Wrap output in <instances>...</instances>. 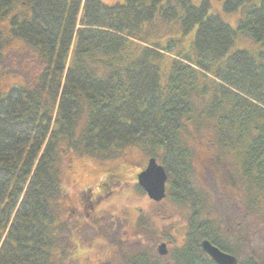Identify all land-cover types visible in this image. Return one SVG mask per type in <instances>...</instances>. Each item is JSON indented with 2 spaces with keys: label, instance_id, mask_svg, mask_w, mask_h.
<instances>
[{
  "label": "trees",
  "instance_id": "16d2710c",
  "mask_svg": "<svg viewBox=\"0 0 264 264\" xmlns=\"http://www.w3.org/2000/svg\"><path fill=\"white\" fill-rule=\"evenodd\" d=\"M220 1L256 51L231 49L236 32L209 0H0V61L19 41L39 63L35 80L0 92V264H63L65 168L131 147L190 206L179 264H215L203 239L233 254L252 244L243 225L203 218L211 204L190 181L191 142L210 131L216 162H234L239 204L264 222V0Z\"/></svg>",
  "mask_w": 264,
  "mask_h": 264
},
{
  "label": "rangeland",
  "instance_id": "374dc122",
  "mask_svg": "<svg viewBox=\"0 0 264 264\" xmlns=\"http://www.w3.org/2000/svg\"><path fill=\"white\" fill-rule=\"evenodd\" d=\"M103 3L108 5H114L118 3H124L125 0H101ZM194 4L198 5L200 0H192ZM211 3L210 10L212 13L218 14L225 22L233 27L236 32L235 43L231 47L232 50L236 49H246L249 51H253L260 47L259 44L254 42L252 39L238 34L237 25L241 18V12L235 11L233 13L223 12L222 3L220 0H209ZM164 24H161L162 26ZM7 27L4 23H0V31L5 30ZM176 28V25H175ZM166 33V32H165ZM180 33H176L173 36L178 37ZM241 35V36H240ZM240 36V37H239ZM239 37V38H238ZM186 44V42H185ZM182 46H184L182 44ZM186 47V46H185ZM188 47V46H187ZM186 47V48H187ZM22 42L13 41L7 43L3 46L2 50V59L0 61V92L6 91L10 87L15 84H23L25 81L35 80V73L37 71V67L39 66L38 60H32L33 56L29 53ZM210 137L211 132L203 130L201 135H195L191 142L192 153H191V161L193 164V170L191 174V182L195 189L199 191H204L207 196V201L211 204L210 210L207 213H204L202 216L206 219H213L215 224L218 225L221 229H228L229 224H239V226L243 225L245 230L248 231L249 234H245V240L251 242V245L244 246L238 252H234L235 256H237L241 262H243L246 258L247 252L251 247L255 248V251L264 252V222L261 219H258L256 216H253L251 213L247 211V209H243L239 204L241 198H243V191L240 186L234 187L230 184L228 178V171L231 173L235 169L234 162H224L217 163L215 158V150H213L210 146ZM72 158L76 163H81L80 161H85L86 165L90 169L96 168L94 165V161H99L101 159L86 157L83 155H74ZM126 158L131 162H140L147 160V157L140 152L136 148H127L123 152H120L117 156L106 159L103 168L111 167L121 159ZM71 159V158H70ZM70 159L66 160V164L69 163ZM104 161V160H101ZM231 161V160H230ZM65 168V189L67 191V198H63L59 208V220L61 221L59 224H62L63 230L62 237L65 241H67V237H71V232L67 227L71 224L73 226L75 220L72 222L65 219V207L66 205H73L77 197L76 190L71 187L69 184V180L66 179L67 173ZM135 169V166H132V170ZM82 182L80 185H88L90 183V178L88 176L82 177ZM133 178H127L124 185L121 186V189L117 190L112 194L113 200L110 203L114 204H127L137 206L138 209H142V212L138 213L137 219L139 221H143L147 223V225L154 226L155 224H162L165 232H170L171 227L179 226L174 234H180V236H184L186 232V225L191 216V209L189 204L184 202H179L176 200V195H179L175 192L169 191L167 196L161 200L158 204H161L162 207H159V211L156 208L151 207L155 201H152L147 197L144 190L140 186H136L133 184ZM119 193H125L124 195L118 196ZM119 198V199H117ZM116 199V200H115ZM201 220V219H200ZM93 220L88 219L87 222L82 221L77 225V231H75L76 236L74 237V242L79 243L82 248L90 247L98 251V246H92L90 243L94 241L95 237H97L96 230L91 228L95 224L92 222ZM61 226V225H60ZM62 228V227H61ZM212 233V230L210 231ZM68 234V235H67ZM172 238H174L171 235ZM232 239L228 242V247L231 249L233 247L231 245ZM136 240H131V245L136 244ZM139 245V244H138ZM235 248H233L234 250ZM174 249L170 250L169 259L170 264H176L173 259ZM72 257L69 255L68 260L63 264H77V261L71 260ZM55 264H62L57 263Z\"/></svg>",
  "mask_w": 264,
  "mask_h": 264
},
{
  "label": "flooded vegetation",
  "instance_id": "af4514ba",
  "mask_svg": "<svg viewBox=\"0 0 264 264\" xmlns=\"http://www.w3.org/2000/svg\"><path fill=\"white\" fill-rule=\"evenodd\" d=\"M92 161L95 162L96 168L94 169H90L85 161H80L81 163L71 161L72 164L67 165L66 179L76 190L77 200L72 206L66 205L65 207V219L72 224L75 220L73 226L70 224L67 227L71 232V237H67V252L66 255H62L66 259L65 261L71 255V260L77 261V264H170V250L179 248L185 240V235L174 234L179 226L171 227L170 234V232H165L161 223L151 227V225L139 221L137 217L142 209H138L137 206L123 204L124 202L120 205L110 203L114 198H112V194L121 189L127 178H133V184L138 185V174L146 167L147 160L131 162L123 158L107 168H103L105 161ZM132 166H135L134 170H132ZM83 176L90 178L88 185H80ZM120 194L124 195L125 193L117 195L121 196ZM151 207L152 211L154 208L159 211L158 208L162 205L156 202ZM90 218L95 224L91 228H94L97 233V237L90 245L98 246L97 252L90 247L82 248L73 239V236H76L77 225L82 221L87 222ZM60 222L58 219V229L61 228ZM131 240H136V244L132 246ZM159 246L165 248V254L161 255ZM231 254L235 257L236 264H249V260L255 256L264 258V253L247 252V258L241 262L235 254ZM172 255L175 263L179 264L177 262L178 255L174 251ZM199 263L198 261L195 264ZM252 263L264 264V260Z\"/></svg>",
  "mask_w": 264,
  "mask_h": 264
},
{
  "label": "water",
  "instance_id": "95a60500",
  "mask_svg": "<svg viewBox=\"0 0 264 264\" xmlns=\"http://www.w3.org/2000/svg\"><path fill=\"white\" fill-rule=\"evenodd\" d=\"M146 167L138 174V185L146 192L153 201H161L166 196L167 174L161 164L154 157H149ZM201 248L208 257L216 264H236L232 254L220 250L208 239L201 241ZM159 252L166 253L163 246H159Z\"/></svg>",
  "mask_w": 264,
  "mask_h": 264
}]
</instances>
